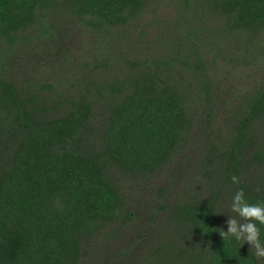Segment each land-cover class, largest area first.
I'll return each mask as SVG.
<instances>
[{
	"label": "trees",
	"instance_id": "1",
	"mask_svg": "<svg viewBox=\"0 0 264 264\" xmlns=\"http://www.w3.org/2000/svg\"><path fill=\"white\" fill-rule=\"evenodd\" d=\"M170 6L166 54L119 61L107 45L113 77L84 74L74 95L20 68L19 49L39 53L50 25L74 23L105 43ZM218 61L256 73L213 129ZM197 126V182L172 196L160 189L152 240L131 264H264L250 244L220 236L239 220V189L264 204V0H0V264H82L87 245L134 220L126 184L162 174Z\"/></svg>",
	"mask_w": 264,
	"mask_h": 264
},
{
	"label": "rangeland",
	"instance_id": "2",
	"mask_svg": "<svg viewBox=\"0 0 264 264\" xmlns=\"http://www.w3.org/2000/svg\"><path fill=\"white\" fill-rule=\"evenodd\" d=\"M175 18L177 14L173 6L162 7L157 11L150 10L142 17L139 26L130 27L126 38L119 32L117 39H110L105 43L101 41V37L98 40L85 35L74 23L50 25L53 34L41 43L39 53L28 54L19 49L20 68H28L27 75L31 78L40 79L71 96L79 92V83L85 78L84 74H89L96 83L113 77L112 73L106 70L104 56L100 54L107 51V45H112L119 61L124 55L125 58L136 60L142 56L154 58L158 54H166L167 34L176 29L171 25ZM168 38L177 37L171 34ZM212 71L216 89L217 113L213 123L215 129L221 123L224 112L229 111L253 85L256 68L225 66L218 61L212 66ZM202 126H197L194 131L196 142H192L184 155L169 164L162 174L151 182L126 184L124 194L127 197V208L134 220L127 225L123 224V220H119L117 231L108 228L92 244L87 245V256L82 264H131L136 259L144 249V243L146 246V243L152 240L155 217L150 219V214L155 212L158 204L165 202L159 197L160 189L170 190L169 195L172 196L173 193L180 194L182 190L187 189L186 186H193L197 182L200 174L198 169H195V163L197 143L204 132L201 131ZM114 232H117L116 236H112Z\"/></svg>",
	"mask_w": 264,
	"mask_h": 264
},
{
	"label": "clouds",
	"instance_id": "3",
	"mask_svg": "<svg viewBox=\"0 0 264 264\" xmlns=\"http://www.w3.org/2000/svg\"><path fill=\"white\" fill-rule=\"evenodd\" d=\"M231 180L235 185L241 183L237 176H232ZM231 211L237 214L239 220L231 216L227 221V231L221 230L220 236L225 242L234 240L238 244H250L255 257L264 261V243L260 240V229L257 226L264 225V204L248 203L244 190L239 189L232 198Z\"/></svg>",
	"mask_w": 264,
	"mask_h": 264
}]
</instances>
